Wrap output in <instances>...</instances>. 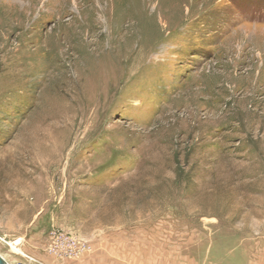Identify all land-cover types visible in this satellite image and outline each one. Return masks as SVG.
Masks as SVG:
<instances>
[{
  "label": "rangeland",
  "instance_id": "rangeland-1",
  "mask_svg": "<svg viewBox=\"0 0 264 264\" xmlns=\"http://www.w3.org/2000/svg\"><path fill=\"white\" fill-rule=\"evenodd\" d=\"M54 231L264 264V0H0V253Z\"/></svg>",
  "mask_w": 264,
  "mask_h": 264
},
{
  "label": "built area",
  "instance_id": "built-area-1",
  "mask_svg": "<svg viewBox=\"0 0 264 264\" xmlns=\"http://www.w3.org/2000/svg\"><path fill=\"white\" fill-rule=\"evenodd\" d=\"M50 244L47 252L57 259L74 260L82 257L91 250L89 241L81 240L63 231H54L50 234ZM14 244L20 246L19 251L13 253L20 259L15 264H36L37 261L31 255L23 251V240L17 239Z\"/></svg>",
  "mask_w": 264,
  "mask_h": 264
},
{
  "label": "crops",
  "instance_id": "crops-1",
  "mask_svg": "<svg viewBox=\"0 0 264 264\" xmlns=\"http://www.w3.org/2000/svg\"><path fill=\"white\" fill-rule=\"evenodd\" d=\"M46 240H47L48 244L43 247V249H44V250L42 249L43 253H40L39 250H34V249L32 250L30 248L28 249L27 247H26V250H25L26 252L25 253H27L28 255H31L32 257H34L36 259V261H37L36 264H57L55 259L56 260H60V259L55 258L54 256L50 255L47 252V248H48V246L50 244V241H51L50 235H48ZM6 243H8V242H6ZM24 247H25V245H24ZM0 255L3 256L6 259V261H8L11 264H15V263H17L20 260L14 253L7 254L6 256L3 255L2 253H0ZM82 258H83V256L81 258H77L76 260H68V259H66V260L65 259H61V260H65L66 262H76V261H79ZM81 263H82V261L74 263V264H81ZM82 264H91V262H84Z\"/></svg>",
  "mask_w": 264,
  "mask_h": 264
},
{
  "label": "water",
  "instance_id": "water-1",
  "mask_svg": "<svg viewBox=\"0 0 264 264\" xmlns=\"http://www.w3.org/2000/svg\"><path fill=\"white\" fill-rule=\"evenodd\" d=\"M0 264H11L8 261H6V259L0 255Z\"/></svg>",
  "mask_w": 264,
  "mask_h": 264
},
{
  "label": "bare ground",
  "instance_id": "bare-ground-1",
  "mask_svg": "<svg viewBox=\"0 0 264 264\" xmlns=\"http://www.w3.org/2000/svg\"><path fill=\"white\" fill-rule=\"evenodd\" d=\"M11 245V248L14 250V251H18L17 247L15 244H10Z\"/></svg>",
  "mask_w": 264,
  "mask_h": 264
}]
</instances>
